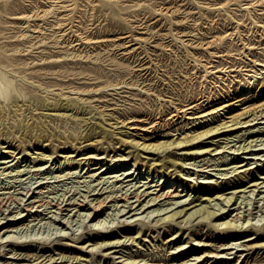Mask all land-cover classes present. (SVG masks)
<instances>
[{
    "label": "rangeland",
    "instance_id": "1",
    "mask_svg": "<svg viewBox=\"0 0 264 264\" xmlns=\"http://www.w3.org/2000/svg\"><path fill=\"white\" fill-rule=\"evenodd\" d=\"M263 10L264 0H0V88L6 87L8 91V99H0V193L13 194L0 208V236H4L0 237V264H43L45 261V264H125L129 258L158 259L156 262L163 264H244L246 261L241 260L246 254L248 264L256 259H260L258 264H264V248L259 247L242 250L239 259L235 255L242 251L235 252L237 247L233 248L230 250L233 252L225 254L233 261L226 263H222V259L214 261V257L206 259L204 255L193 258L206 251L221 254L224 252L220 247L222 242L234 246L233 243L249 236L264 237V122H260L264 119L241 128L246 130L241 138L233 136L241 129L215 136L218 144L211 147L217 145L219 152L212 150V153L195 155L176 148L169 150L170 157L178 163L186 162L183 165L156 164L158 160L151 164L153 158L165 156L167 150L152 152L142 150L141 145L140 148L131 146L136 140L154 143L179 135L187 127L184 123L188 119L174 108L185 99L200 101L201 96L205 99L211 95L219 97L215 102H220L222 95L227 99L228 94L231 100L237 99L236 106L208 122L229 120L230 115L240 113H244L243 120L253 108L264 105V68L258 78H250L244 74L245 70L234 71L235 78L230 84L227 80L224 82L225 75L217 78L215 73L206 71L210 59L212 64H235L237 69L243 64L241 68H246L250 58L264 60V28L258 25L264 21ZM62 24H66L65 31L61 29ZM132 36L138 39L130 40ZM214 36L215 42L206 46L204 42ZM124 39L126 42L122 43ZM244 43H248V47L253 43L255 46L249 49L245 45L241 51ZM215 48L230 52L222 60L216 56L211 58L210 52ZM86 51L90 58L83 55ZM61 58L66 61L61 62ZM139 62L144 64L140 67ZM119 78L128 83L139 82L134 88H104L106 90L99 93H91L92 89L83 93L69 92L67 87L95 88ZM61 91L62 95H68V105L63 104L65 100L61 101ZM12 99L15 102L9 103ZM83 101L82 108L79 104ZM51 102L56 105H49ZM99 110H103V115ZM130 115L136 120L130 122L127 118ZM190 115L187 113L186 117ZM168 116L172 117L170 123L163 122L162 118ZM158 121L163 123L155 125L154 129L150 127V132L131 128ZM97 122L110 129L107 136L91 132ZM26 123L31 126H25ZM37 123L42 130L33 126ZM205 123L199 124L198 129ZM225 134H230L228 139ZM209 140L205 138L203 142ZM141 187L155 192L177 187L190 197H210L217 208L223 205L224 215L251 211L248 215L251 225L246 229L244 218L236 222L244 221L243 230L239 232L216 228L213 223L218 220L201 222L198 218L179 225L168 222L153 225L155 217L163 215L156 212L150 216V222H146V211L159 204L143 212L137 209L139 214L135 216H130L134 210L116 214L113 202H117L118 207L124 200L113 201L112 196L142 190ZM24 194L27 197L38 195L36 197L43 200L50 198L51 206L44 203L28 211L19 205ZM188 194L179 198L189 200ZM231 194H234L232 200L226 202L224 196ZM105 195L109 200L104 206L93 208ZM202 198L196 202L205 203ZM61 200L67 203L78 200L76 202L84 206L76 212L78 207L68 211L53 206ZM167 201L166 198L159 200L165 202L162 206H175ZM249 201L253 202L248 204ZM86 213L90 216H85ZM105 233L121 241L110 248L93 247ZM174 233L177 234L171 238ZM179 244L184 245L178 247ZM57 252L66 255L62 258ZM129 253L135 257H129ZM51 255L55 257L52 261L56 260L53 263L48 262Z\"/></svg>",
    "mask_w": 264,
    "mask_h": 264
},
{
    "label": "bare ground",
    "instance_id": "2",
    "mask_svg": "<svg viewBox=\"0 0 264 264\" xmlns=\"http://www.w3.org/2000/svg\"><path fill=\"white\" fill-rule=\"evenodd\" d=\"M260 1V0H259ZM255 2V1H254ZM260 3V2H259ZM258 4V3H257ZM264 11V10H263ZM257 20V19H256ZM257 22V21H256ZM260 22V21H259ZM258 23V22H257ZM67 24V23H66ZM66 24H62L61 25V29L63 28V30L65 31L66 30V28H65V26H66ZM258 25L259 26H262L263 28H264V21L262 20V22L261 23H258ZM73 31H78L77 29H73ZM69 34V31H67L66 32V34ZM76 34L78 35V34H80V32H76ZM124 37V36H123ZM126 37V36H125ZM222 36H220L219 37V39L221 38ZM227 37V36H226ZM232 37V36H231ZM230 37V38H231ZM240 38H242V37H240ZM126 39V38H125ZM124 39V41L122 42V43H125L126 42V40ZM132 39H138V37H136V36H132L131 37V39L130 40H132ZM75 40V39H74ZM215 40H216V37L214 36V37H212L210 40H208V41H206V42H204V44L206 45V46H211L214 42H215ZM232 40V39H231ZM96 41H98V40H96ZM240 41V40H239ZM245 41H247V40H245ZM245 41H243V42H245ZM71 42V41H70ZM67 43V42H66ZM75 43H77V42H75ZM249 43H251L250 41H249ZM248 45V43H244L243 44V46H242V48H241V51H242V49H243V47H245L246 48V46ZM246 45V46H245ZM252 44H250V46L248 47L249 49L251 48L252 49V46L254 45V43H253V45L251 46ZM255 46V45H254ZM216 49V48H215ZM234 49V48H233ZM240 49V48H239ZM222 52V53H219V52ZM226 51V52H225ZM228 51H229V49H228ZM227 50H225V49H221L220 48V50L218 49H216V50H213V51H211L210 52V57L212 58V56H216V57H219V58H221V60L223 59L222 57H224V56H228V54H229V52H228ZM232 51V50H231ZM133 52V51H132ZM236 51H233V53H235ZM251 52V51H250ZM82 52H80V54H81ZM91 53V52H90ZM240 53V52H239ZM238 53V54H239ZM242 53V52H241ZM255 53V52H254ZM258 53V52H257ZM76 54V53H75ZM80 54L79 53H77V55H79L80 56ZM92 54V53H91ZM237 54V53H236ZM83 55H85V56H87V57H89L90 56V54L86 51ZM136 55V54H135ZM139 55V54H138ZM243 55V54H242ZM256 55H258V54H256ZM99 56V55H98ZM235 56V55H234ZM240 56V55H239ZM243 56H245V55H243ZM247 56V55H246ZM95 57V56H94ZM232 57V56H231ZM236 57V56H235ZM241 57V56H240ZM90 58V57H89ZM136 58V57H135ZM229 58V57H228ZM225 59V58H224ZM237 59H239V58H237ZM241 59H243V58H241ZM138 60H139V58H138ZM141 60H143V59H140V61ZM145 60V59H144ZM233 60V59H232ZM231 60V61H232ZM236 60V59H235ZM250 61L248 62L249 64H247V67L246 68H244V69H242L243 67V65L241 66V67H238V69L231 63V64H229V65H227L226 63H224V62H221V63H217V64H212L211 62L213 61V60H208V63H209V65H207L206 66V71L207 72H213V73H215L216 74V76H217V78H224L223 76L225 75L226 76V78H224V82L227 80L228 81V83L229 82H232V81H234V78H235V72L234 71H240V70H245L247 73H245L244 72V74H247L248 76H250V78H252V77H257V75H258V73H262L263 71H261V69L262 68H264V60L263 61H260L258 58H254L253 57V59L252 58H250L249 59ZM64 61H66V60H64ZM63 60H62V58H61V62H64ZM135 61V60H134ZM146 61V60H145ZM220 61V60H219ZM229 61H230V59H229ZM230 61V62H231ZM241 61V60H240ZM244 61H245V59H244ZM233 62V61H232ZM238 62V61H237ZM243 62V61H242ZM135 63H137V62H135ZM133 64V63H132ZM144 64V62L143 63H138L137 65H139L140 67L142 66ZM147 65V64H146ZM240 65V64H239ZM147 66H149V65H147ZM147 66L146 67H144V68H147ZM237 66V65H236ZM119 67V66H118ZM122 67V66H121ZM130 68H131V66H130ZM135 68V67H134ZM117 69H119V68H117ZM70 69H66V71H69ZM81 70H83V69H81ZM100 71V70H99ZM123 71V70H122ZM86 72V71H85ZM88 72V71H87ZM134 72V71H133ZM231 72H234V75L233 74H231ZM237 72V73H238ZM89 73V72H88ZM92 74H93V72H91ZM119 73V72H118ZM135 73V72H134ZM220 73H222V74H220ZM236 73V74H237ZM104 74H105V72H104ZM122 74V73H121ZM133 74V73H132ZM241 74H243V73H241ZM61 75H63V74H61ZM74 75V74H73ZM87 75V74H86ZM63 76H65V75H63ZM79 76H80V74H79ZM88 76V75H87ZM95 76V75H94ZM93 76V77H94ZM97 76V75H96ZM139 76V75H138ZM239 76V75H238ZM243 76V75H242ZM100 77V76H99ZM98 77V78H99ZM112 77H113V75H112ZM128 77V76H127ZM126 77V78H127ZM133 77V76H132ZM74 78V77H73ZM105 78V77H104ZM107 79H110V77L108 78V77H106ZM105 78V79H106ZM115 78V77H114ZM126 78H124V79H126ZM138 78V77H137ZM244 78V77H243ZM247 78V77H246ZM253 78V79H254ZM258 78V77H257ZM101 80H102V78H100ZM130 79V78H129ZM240 79H242V78H240ZM249 79V78H248ZM71 80V79H70ZM94 80V79H93ZM99 80V79H98ZM220 80V79H219ZM96 81V80H95ZM245 81V80H244ZM139 82V81H138ZM138 82L136 83L135 81H132L131 83H128V81L126 82V81H123V78L122 79H116V81H110V82H108V83H106V84H104V85H99V86H97V87H95V88H89V89H86V88H78V87H75V86H67L68 87V89H69V92H77V93H83V91H88V90H91L92 92L91 93H99V92H101V91H103V90H106V89H117V88H121L122 89V87H125V88H134L133 86H134V84H138ZM235 82H237V81H235ZM248 82H250L249 80H248ZM254 82V81H253ZM262 82H264V81H262ZM240 83V82H239ZM245 83V82H244ZM224 84V83H223ZM227 84V83H226ZM230 84V83H229ZM229 84L228 85H226L227 87L229 86ZM232 84V83H231ZM238 84V83H237ZM250 84V83H249ZM262 84V83H261ZM264 84V83H263ZM67 85V84H66ZM95 85V84H94ZM98 85V84H97ZM62 86H64V85H62ZM225 86V85H224ZM82 87V86H81ZM253 87V86H252ZM62 88V87H61ZM104 88H106V89H104ZM225 88V87H224ZM120 89V90H121ZM124 89V88H123ZM223 89V88H222ZM261 89V88H260ZM260 89H258V90H260ZM66 90V89H65ZM63 91V90H62ZM62 91H61V101H64L65 100V102L63 103V104H66V105H68V100H66V99H69V97H68V95H62L63 93H62ZM68 91V90H67ZM163 91V90H162ZM161 91V92H162ZM8 91H7V88L6 87H4V88H0V99H1V97L2 98H4V99H8V96H7V93ZM90 92V91H89ZM156 92H157V90H156ZM231 92V91H230ZM86 93V92H85ZM88 93V92H87ZM153 93H154V91H153ZM173 93V92H172ZM180 93V92H179ZM222 93V92H221ZM69 94V93H68ZM156 94V93H155ZM224 94V93H223ZM227 94H228V92H227ZM179 95V94H178ZM62 96H64V97H62ZM159 94H156L155 95V97L157 98V99H160L159 98ZM211 96V95H210ZM210 96H208V97H204L205 99H202V96H201V99H200V101L198 100V99H185V100H183L178 106H176L174 109L177 111V112H182V116H185V118H187L188 120L184 123L185 124V126H187L182 132H180L179 133V135H177L175 138L173 137V138H166V139H163V140H159V141H157V142H147V143H145L144 141H141V142H139V141H134V143H132V145L131 146H133V147H135V148H140L139 146L141 145V149L142 150H149V151H152V152H161V151H164V150H167V152H166V155L165 156H160V157H157V158H153L152 160V162H151V164H153L154 162H155V160H158V161H156V164H161V165H163V164H165L166 162H168L169 164H171V165H175V166H177L179 163L174 159V158H172V157H170V153H169V150L171 151L172 150V148H176V149H180V150H184L182 153H188V154H195V155H201V154H205V153H212V150H215L214 152H216V151H218V148L216 147V146H212L211 147V145H213V144H218L217 142H218V140L219 139H216L217 141H214V139H215V136H218L219 134H221L222 135V133L223 132H226V131H229V130H234V131H238V130H240L241 128H243V127H245V128H247V127H249V126H253L254 124H256L257 123V119H264V105H258L260 108L259 109H256V110H254L255 108H253V111H251L250 112V114L249 115H247L243 120H242V118H241V115L242 114H244V113H240L239 115L238 114H234V115H230L229 116V120H226L225 119V121L224 120H222V121H216V122H208V121H210V120H213L214 118H217V116H219V115H221V113L222 114H224V113H226V110L227 109H229L230 107H234V106H236L237 104V99H235V100H231L232 98H231V96H230V94H228L227 96H228V98L227 99H225V95L223 96L222 95V97H221V101L220 102H215L216 100H217V98H219V97H217V96H212V97H210ZM219 96V95H218ZM78 97V96H77ZM150 97V96H149ZM86 98V97H85ZM152 98V97H151ZM197 98H199V97H197ZM96 99V98H95ZM97 99H98V97H97ZM155 99V98H154ZM81 100V99H80ZM84 100V99H83ZM87 100V99H86ZM99 100V99H98ZM173 100V99H172ZM206 100V102L204 103V101ZM14 100L12 99L9 103H12ZM58 101L59 100H57L56 102L58 103ZM15 102V101H14ZM78 102H79V100H78ZM89 102V101H88ZM87 102V103H88ZM172 102V101H171ZM215 102V103H214ZM1 103V102H0ZM81 104H79V106L81 105V107L83 108L84 106H85V101H83V102H80ZM56 105L55 104V102L53 103V102H51L49 105ZM59 104H61V107H62V103H59ZM152 104V103H151ZM16 105H19V104H17V102H16ZM206 105H208L209 107H205ZM22 106V104H20L19 105V107H21ZM97 106H99V105H97ZM96 106V107H97ZM148 106V105H147ZM151 106V105H150ZM258 106H256V107H258ZM67 107V106H66ZM95 107V108H96ZM98 109V108H97ZM1 110H2V107L0 106V113H1ZM153 110V109H152ZM100 111V110H99ZM249 111V110H248ZM101 112V114L103 115V110H101L100 111ZM99 112V113H100ZM147 112V111H146ZM243 112H246V111H243ZM109 113V112H108ZM187 113H189V114H192V115H190V116H187L186 117V114ZM105 114V113H104ZM112 114V113H111ZM126 114V113H125ZM172 114L174 115V113L172 112ZM177 114V113H176ZM101 115V116H102ZM153 115H155V114H153ZM134 116V115H133ZM133 116H128L127 118H129V119H131V120H129L130 122H133L134 120H136ZM157 117V116H156ZM126 118V117H125ZM170 118H172L171 116H168V117H166V118H162V120H163V122H167L168 121V123H170ZM103 119V118H102ZM118 119V118H117ZM222 119H224V118H222ZM228 119V118H227ZM186 120V119H185ZM255 120H257L256 122H255ZM122 121V120H121ZM150 122V121H149ZM162 122V123H163ZM172 122V121H171ZM204 122H206L205 124H203V125H201L200 127L202 128V129H198L199 127H197V126H199V124H202V123H204ZM259 122V121H258ZM260 122H264L263 120H261ZM154 123V124H153ZM162 123H160V121H158V122H152V124H150L149 126H138V125H135V126H133V127H131V128H138L139 129V131H141V132H150L152 129H154V126L155 125H161ZM24 124V123H23ZM123 125V124H122ZM25 126H31V123H26L25 124ZM34 127L36 126L38 129H41V124H39V123H37V124H35V125H33ZM184 126V127H185ZM150 127H152V129L151 130H149L150 129ZM96 128H98V130H96ZM42 130V129H41ZM110 129L108 128V127H106V126H104L101 122H97V124H96V126L95 127H93V129L91 130V132H93V133H97V135H101L102 137H105V136H107V131H109ZM179 130V129H178ZM249 130V129H248ZM246 130H242L241 129V133L240 132H235L236 134L235 135H233V136H241V134H244L243 132H245ZM261 131V130H260ZM41 132H43V131H41ZM112 132V131H111ZM248 132H250V131H248ZM256 132V131H255ZM231 133V132H230ZM110 134V133H109ZM225 135H227V134H225ZM43 136V135H42ZM112 136V135H111ZM228 136H230V134L229 135H227L226 136V138L228 139ZM245 136V135H244ZM36 137H37V135H36ZM107 138V137H106ZM142 138V137H141ZM205 138H210V140L209 141H207V143L206 142H203L204 141V139ZM241 138V137H240ZM105 139V138H104ZM226 139V140H227ZM109 140H111V139H109ZM123 140V139H122ZM131 140V139H130ZM129 140V141H130ZM112 141V140H111ZM119 141H120V139H119ZM125 141V140H124ZM130 142H132V140L130 141ZM248 144H250V143H248ZM225 145V144H224ZM223 146V145H222ZM222 146H221V148H222ZM226 147V146H225ZM219 152V151H218ZM168 153V154H167ZM138 154H139V152H138ZM137 154V155H138ZM157 154V153H156ZM159 154V153H158ZM264 154V153H263ZM139 156V155H138ZM182 157V156H181ZM206 157V156H205ZM257 157V156H256ZM208 158V157H207ZM206 158V159H207ZM64 159H66V158H64ZM195 159V158H194ZM201 160H203L202 158H201ZM256 160V159H255ZM254 160V161H255ZM66 161V160H65ZM200 161V160H199ZM68 162H69V160H68ZM205 162V161H204ZM248 162V161H247ZM183 163H185L186 164V162H183ZM183 163L181 164L180 163V165H183ZM193 163L194 162H192V165H193ZM150 164V163H149ZM196 164V163H195ZM250 164V163H249ZM151 166V165H150ZM241 166V165H240ZM239 167V166H238ZM182 168V167H181ZM234 170H235V167L233 168ZM181 170V169H180ZM245 170H246V168L245 169H242V172L243 173H245ZM228 171V170H227ZM232 171V170H231ZM174 178V177H173ZM263 182V181H262ZM260 183V182H259ZM172 184V183H171ZM133 185V184H132ZM131 185V186H132ZM257 185H258V182H257ZM152 186H154V185H152ZM142 187H146V186H142ZM142 187H141V189H142ZM170 187V186H169ZM130 188H132V187H130ZM172 188V187H171ZM174 188V187H173ZM129 189V188H128ZM131 190H133V189H131ZM155 190H156V188H155ZM185 190V189H184ZM118 191H120L119 189H118ZM181 190L180 189H178L177 187L176 188H174V189H166V190H162L161 192H159V190L158 191H153V190H140V189H137V190H133V191H131V192H128V194L127 193H125L124 195H123V193H122V195L121 196H112L111 194H110V197L112 196L113 198V201H118V199H123L124 200V203H122V204H120V206H118L117 207V202H113V206H115V208L117 209V212H116V214L117 213H120L121 212V215H124V214H126V213H130L131 212V210L133 211L131 214H130V216H133L135 213H137V214H139V212H138V210L137 209H141V212H143V211H146V209L147 208H150V206H152V205H154V204H159L157 207H155V208H150V210H148V211H146L147 212V214L145 215V218H148L147 219V221L146 222H150V216L154 213V212H156L155 214H159V215H161V214H163V215H161V216H159L158 218L157 217H155L156 219H155V222L153 223V225H155V224H157V222L159 223H161V222H168L169 224H180L181 222H186V221H190L191 222V220H193V222H194V220L196 219V218H198V220L199 221H201V222H203V221H211L212 222V220H218V222L216 221H214V223H213V225L216 227V228H219V229H221V228H226V229H231V230H234V231H241V230H243L242 228H243V224L241 225V223H244V221H245V223L244 224H246L247 226L245 227L246 229H247V227L249 226V225H251V222H250V217H248V215L249 214H251V211L249 212V210H251V207H253L254 208V206H252L251 205V207L248 209V212L249 213H241L240 211H238V210H236V211H238V212H236V213H234V214H232L231 212H228V214H226V215H224L225 214V208H221V207H219V208H217L215 205H216V203H212L211 202V199H210V197L208 198H202V195H200V196H192V197H190V194H188L187 192L186 193H184V194H182L181 192H180ZM252 191V190H251ZM124 192V191H123ZM126 192H127V190H126ZM115 194V192L113 193V195ZM185 194H188V197H189V200H187L188 198L186 197V198H179V197H181V196H183V195H185ZM251 194H253V191H252V193ZM15 195V194H14ZM98 195V194H97ZM120 195V194H119ZM233 195L234 194H231V195H229L228 197H225L224 196V200L226 201V202H230V200H232V198H233ZM26 196V199L25 198H23V197H25ZM36 196H38V195H28V197H27V195L26 194H24V196L21 198V201H20V204L19 205H21L22 204V207L24 208V209H26V210H32L33 209V207H37V206H43V204L44 203H49V205H50V203H52V201H50L51 199L50 198H48L49 200H46L45 198V200H43V199H40V198H37ZM84 196V195H83ZM87 196V195H86ZM109 196V195H108ZM186 196V195H185ZM208 196V195H207ZM261 196V195H260ZM10 197H13V194L12 193H10L9 191H3V192H1L0 193V208L1 207H3V205L4 204H6V202L8 201V199H10ZM39 197V196H38ZM102 197V196H101ZM148 197V198H147ZM15 198H17V197H15ZM18 198H19V196H18ZM53 198V197H52ZM95 198H97V196L95 197ZM104 198V200H97V203L96 204H93V208H96V207H101V206H104L103 204H104V202H106V201H108V200H106V195L103 197ZM130 198L132 199V200H130ZM164 198H166L168 201H167V203H170V204H173V205H175L174 207H170V206H162V204L163 203H165V202H162V203H160L159 202V200H161V199H163L164 200ZM202 198V200H205V203H203L202 204V202L200 201V202H196L197 200H199V199H201ZM220 198V197H219ZM235 198V197H234ZM260 198V197H259ZM262 198H263V196H262ZM54 199V198H53ZM72 199H74V198H72ZM71 199V200H72ZM145 199V201H143L142 202V200H144ZM250 199V198H249ZM252 199V198H251ZM15 200H17V199H15ZM29 200V201H28ZM64 200V199H63ZM66 200V199H65ZM129 200H130V202L131 203H129ZM222 200V199H221ZM261 200V199H260ZM259 200V201H260ZM263 200V199H262ZM10 201V200H9ZM76 201H78V200H76ZM76 201H70V202H68L67 203V201L65 202V201H62L61 200V202H58V203H55L53 206H56L58 209H60V210H62V209H67L68 211H72L73 209H76V207H78V209H76L75 210V212L76 211H78L79 209H80V207H82V206H84V204L83 203H79V202H76ZM93 201V198H92V200L90 201V202H92ZM166 201V200H165ZM257 201V200H256ZM258 201V202H259ZM17 202H19V201H17ZM64 202V203H63ZM236 202V201H235ZM250 202H253V201H249V202H247L248 204L250 203ZM255 202V201H254ZM87 203H88V201H87ZM129 203V204H128ZM137 203V204H136ZM166 203V204H167ZM128 204V205H127ZM169 204V205H170ZM226 204V203H225ZM229 204V203H228ZM228 204H227V206H228ZM255 204V203H254ZM263 204V203H262ZM261 204V205H262ZM48 205V206H49ZM66 205H69V206H66ZM71 205V206H70ZM89 205V204H88ZM111 205V206H112ZM247 205V204H246ZM260 204H259V206H261ZM47 206V207H48ZM51 206V205H50ZM66 206V207H65ZM92 206V205H91ZM127 206L129 207L128 208V210L126 209L127 208ZM138 206V207H137ZM172 206V205H171ZM220 206V205H219ZM226 206V207H227ZM250 206V205H249ZM63 207H65V208H63ZM70 207V208H69ZM87 207V206H86ZM126 207V208H125ZM262 207H264V205H262ZM261 207V208H262ZM51 208V207H50ZM115 208H113V209H115ZM233 208H235V207H233ZM238 208H240V206L238 207ZM258 208V207H257ZM89 209V208H88ZM112 209V210H113ZM127 211H126V210ZM236 209H237V207H236ZM241 209V208H240ZM100 210V209H99ZM259 210V209H258ZM261 210V209H260ZM235 211V210H234ZM242 211V210H241ZM252 211H255V210H252ZM18 212H19V210H18ZM159 212H161V213H159ZM247 212V211H246ZM257 212V211H256ZM83 213H85V212H83ZM90 213H92V211L90 212ZM90 213H86L85 214V216H90L89 214ZM261 213V212H260ZM263 213V212H262ZM19 214H23V212H19ZM114 214V213H113ZM136 214V215H137ZM255 214H257V213H255ZM13 215V214H12ZM11 215V216H12ZM17 215V214H16ZM78 215H81V212H78ZM84 214H82V216H83ZM120 215V216H121ZM227 215H232L231 217H228V218H225ZM260 215V214H259ZM10 216V217H11ZM13 216H15V215H13ZM12 216V217H13ZM135 216V215H134ZM153 216H154V214H153ZM264 216V215H263ZM253 217V216H252ZM89 218V217H88ZM119 218V217H118ZM139 218V217H138ZM180 219L179 221H177V219ZM225 218V219H224ZM242 218H244V221L243 222H241L240 224L239 223H236V222H238L240 219H242ZM4 219V218H3ZM152 219H154V217L152 218ZM221 219H223L222 221H219V220H221ZM119 220H120V218H119ZM136 220V219H135ZM16 221V220H15ZM123 221V220H122ZM124 221H126V220H124ZM123 221V222H124ZM195 221H197V220H195ZM240 221H242V220H240ZM1 222V221H0ZM13 222V221H12ZM129 223H130V221H128ZM127 221L125 222V224L126 223H128ZM152 222V221H151ZM200 222V223H201ZM168 223H166V224H168ZM198 223V222H197ZM118 224H119V222H118ZM162 224V223H161ZM117 225V224H116ZM198 225H200V224H198ZM2 226V225H1ZM13 226V225H12ZM119 226V225H118ZM14 227H16V226H14ZM179 227V226H178ZM251 227V226H250ZM194 228V227H193ZM244 228V229H245ZM4 229V228H3ZM6 229V228H5ZM9 229V228H8ZM99 229V228H98ZM179 229H181V228H179ZM191 229V228H190ZM248 229H249V227H248ZM7 230V229H6ZM12 230V229H11ZM221 231V230H220ZM245 231V230H244ZM99 232V231H98ZM177 232V231H176ZM110 234V233H109ZM108 233H105V234H103V238H102V240L99 242H97V244L96 245H94L93 247H96V248H98V247H104V248H110V247H112V246H114V244H118V242L119 241H121V240H119V238L117 239L116 237H113V238H111L112 236L111 235H109ZM177 233H174V234H172V235H170V237L171 238H173L175 235H176ZM1 235V234H0ZM7 235V234H6ZM135 235V234H134ZM129 236V235H128ZM132 236V235H131ZM136 236V235H135ZM0 237H4V236H0ZM64 237V236H63ZM124 238V237H123ZM132 238V237H131ZM135 238V237H134ZM9 239H11V238H9ZM168 239V238H167ZM0 240H1V238H0ZM8 240V239H7ZM12 240V239H11ZM171 240V239H170ZM173 240V239H172ZM199 242V241H198ZM87 243H88V241H87ZM86 243V244H87ZM134 243V242H133ZM228 242H222V243H220V247H221V250H223L224 252H222V253H224V255L221 253V254H218V252L216 253V251L215 252H213V251H206V252H203L202 254H200V255H194L195 257H193L194 259H199L200 257H202L203 255H204V258H208V259H212L213 257L215 258V260L214 261H216L217 259H222L223 261H225V262H223L222 261V263H226V261H228V260H230L229 262H231V261H233V259H232V257H227V256H225V254H230L231 252H233V251H230L231 249H233V248H236L237 247V249H236V251L235 252H237V251H242V250H250V251H252V249H254V250H257L256 248L257 247H259V248H264V237L263 236H260V235H256V236H249V237H247L246 239H244V240H242V241H239L238 243L237 242H235V243H233L234 244V246H230L232 243H230V245L229 244H227ZM92 244H93V242H92ZM111 244V245H110ZM136 244H138V243H136ZM178 244V243H177ZM184 244H186V243H184ZM184 244H179L180 246H178V247H183V245ZM195 244V243H194ZM196 244H198V243H196ZM204 244V243H203ZM202 244V245H203ZM210 244V243H209ZM214 244V243H213ZM216 244V243H215ZM221 245H223V247L221 246ZM84 246V245H83ZM210 246V245H209ZM216 246V245H215ZM239 246H242V247H245V249H239L238 247ZM85 247V246H84ZM174 247V246H173ZM177 247V246H176ZM175 247V248H176ZM206 247V246H205ZM219 246H218V248H220ZM83 248V247H82ZM86 248V247H85ZM92 248V247H91ZM201 248V247H200ZM14 249V248H13ZM93 249V248H92ZM203 249H206V248H204L203 247ZM89 250V249H88ZM209 250V249H208ZM51 251V250H50ZM90 251V250H89ZM204 251V250H203ZM10 252V251H9ZM14 253V252H13ZM58 253V252H57ZM32 254V253H31ZM37 254V253H36ZM53 254V253H52ZM59 254V253H58ZM61 254H63V253H61ZM61 254H59L62 258H64V255H66V254H64V255H61ZM125 254V253H124ZM130 255H129V257L131 256H134V254H132V253H129ZM243 254V251L241 252V254H239V255H235V258H237L238 257V259L241 257V255ZM256 254V253H255ZM18 255V254H17ZM23 255V254H22ZM25 255H27V254H25ZM34 255V254H33ZM39 255V254H38ZM58 255V256H59ZM123 255V254H122ZM138 255V254H137ZM155 255V254H154ZM24 256V255H23ZM29 256V255H28ZM37 256V255H36ZM127 256V255H126ZM146 256H148V255H146ZM158 256V255H157ZM247 256V254L244 256V259H242L241 261H246V263H244V264H248V262H249V260L248 259H246L245 257ZM25 257V256H24ZM113 257V256H112ZM135 257V256H134ZM138 257V256H137ZM61 258V259H62ZM70 258H71V255H70ZM76 258V257H75ZM77 258H78V256H77ZM123 258H125V257H123ZM146 258V257H145ZM155 258V257H154ZM258 258V257H257ZM45 259H47V258H45ZM52 259H55V257H53L52 255L51 256H49V258H48V262H49V260H51L52 261ZM57 259V258H56ZM60 259V260H61ZM72 259V258H71ZM126 259V258H125ZM168 259V258H167ZM238 259H237V263H238ZM35 260V259H34ZM67 260H69V258H66V261ZM124 260V259H123ZM158 259H151V260H144V259H138V260H136L135 258L134 259H132V258H129V259H127V263H125V264H138L139 263V261H144V264L146 263V264H163L162 262H156ZM252 260H253V258H252ZM263 260V259H262ZM7 261V260H6ZM11 261V260H10ZM56 261V260H55ZM55 261H52V263L53 262H55ZM124 261V262H125ZM162 261H163V259H162ZM196 261V260H195ZM207 261V260H206ZM260 261V259L259 260H257L256 259V262H254V263H252V264H258V262ZM38 262V261H37ZM78 262V261H77ZM164 262V261H163ZM184 262H185V260H184ZM203 262V261H202ZM7 264L9 263L10 264V262H6ZM43 263V262H42ZM45 263H46V261H45ZM45 263H43V264H45ZM79 263V262H78ZM176 263V262H175ZM181 263V262H180ZM180 263H178V264H180ZM186 263V262H185ZM194 263V262H193ZM263 263V262H262ZM4 264V263H3ZM34 264H38V263H34ZM184 264V263H183ZM188 264V263H187ZM205 264V263H204ZM207 264H208V262H207ZM219 264H221V263H219ZM229 264V263H228ZM234 264H236V263H234ZM260 264V263H259Z\"/></svg>",
    "mask_w": 264,
    "mask_h": 264
}]
</instances>
